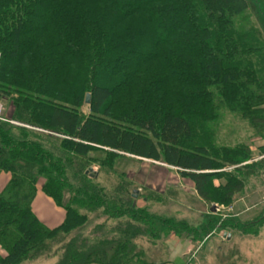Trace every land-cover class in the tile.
<instances>
[{
  "label": "trees",
  "instance_id": "16d2710c",
  "mask_svg": "<svg viewBox=\"0 0 264 264\" xmlns=\"http://www.w3.org/2000/svg\"><path fill=\"white\" fill-rule=\"evenodd\" d=\"M249 7L247 0H0V105L14 109L10 120L47 132L0 122V173L9 176L0 190V264H17L33 245L82 224L78 209L100 210L108 220L154 218L127 192L125 200L98 195L96 174L64 166L93 151L107 161L127 155L161 163L188 180L203 202L233 211V198L245 188L236 177L264 176V147L251 164L243 149L224 147L212 110L236 108L255 133L264 131V40L253 24L236 21ZM164 87L176 108L165 101ZM56 138L67 153L51 148ZM185 139L188 149L179 147ZM226 167L233 169L225 173ZM75 175L80 181L72 185ZM220 178L224 183L215 187ZM38 191L64 210L58 227L45 228L32 213ZM232 211L218 229L264 223L261 216L242 222L245 210ZM219 221L189 233L184 225L160 223L149 233L194 243ZM103 227L70 240L58 264H157L131 241L142 229Z\"/></svg>",
  "mask_w": 264,
  "mask_h": 264
},
{
  "label": "rangeland",
  "instance_id": "374dc122",
  "mask_svg": "<svg viewBox=\"0 0 264 264\" xmlns=\"http://www.w3.org/2000/svg\"><path fill=\"white\" fill-rule=\"evenodd\" d=\"M247 1L250 6L248 12L243 18H239L236 21L243 19L245 22L248 21L253 24L261 31V36L264 40V0ZM42 38L45 41L48 40L46 35ZM162 77L163 75L161 79ZM167 85L168 83L165 81L164 86ZM163 92L165 93V101L171 103L173 108H176L175 100L166 92L165 87ZM214 93H217V91H214ZM214 101L217 102L216 100ZM9 106L0 105V122L2 124L24 128L36 134H47L43 129L10 120L11 116L14 117V109ZM82 112L86 114L87 107H83ZM212 114L214 117L217 114L216 124L213 129L219 143L223 144L224 147L230 149L239 148L249 153L250 157H252V160L248 162L249 164L261 159L258 150L264 147V131L255 133L250 128V123L240 116L236 108L230 110L226 106H222L217 110L216 108L213 109ZM261 117L264 118V113ZM13 133L16 134L15 132ZM58 140V138L50 139L51 148L60 153H67L65 148H61V142ZM189 142L190 140L185 139L179 147L188 149L187 145ZM107 156L104 153L93 151L89 158L85 160L74 159L69 164L64 162V166L71 171L74 166H78L80 173L83 172L84 174L88 173L89 168L92 169L90 176L96 174L93 186L96 188L98 195L107 201H115L114 199L119 196H122L125 200L128 199V195L133 196L134 192H136L134 200L138 202L137 206L143 207L146 211L145 214L153 216L155 220L154 218L150 220L144 219L138 223L126 217L120 220H108L102 217V211L100 210L88 212L84 209H78L77 215L85 217L82 224L77 222V227L74 226L64 233H58L50 239L44 240L41 242L42 246L40 244L33 245L25 258L17 264H58L63 255V249L74 237H91V231L96 226L104 229L105 227L103 226L114 228L118 224H132V226L143 230L140 233L141 235L131 238V241L138 249L144 252L148 261H163L162 264H178L177 261L180 258H177V256L182 254V243L185 240L180 238L182 240V243H179L181 246H178L176 244L177 239L173 238L170 241L166 239V242H160L152 237L149 231L158 227L160 223L167 225L168 222H171V224L186 226L187 229L184 228V231L186 230L187 233H189L188 229L200 232L206 228L208 222L213 218L220 220L216 225V229L211 231L209 236L204 238L202 236L194 243H191L190 251L192 254L184 257L187 262L190 264H264V223L257 224L252 228L242 226L228 230L226 233H231L232 237L225 238V235L223 236L225 233H222V230L217 227L226 220L225 215L232 210L214 203L203 202L193 189V185L188 180L181 178L175 169L166 167L161 163L138 161L127 155L115 156L112 157L111 161H107L105 160ZM90 160H95L98 165L101 164V169H99L97 164L89 163L88 161ZM102 160L103 163L101 162ZM104 161L106 162L104 163ZM232 169V167H226L224 172L230 173ZM98 173L99 177H97ZM262 174L257 178L252 177L248 180H245L242 176H238L235 179L236 182L243 181L245 184L244 194L234 197L235 202L232 205L233 211L240 208L245 210L243 214L246 215L241 216L242 222L252 220L258 216L264 219V176ZM74 177V179L70 177V181L68 180L72 185L78 184L80 181L77 175ZM212 183L217 187L222 185L224 180L223 178L214 179ZM4 185V179L0 175V189ZM121 185H124L125 190L120 188ZM68 198L64 197L63 203H67ZM144 198L148 200L144 201ZM256 204L258 205L254 208L251 207ZM44 208L46 209V206ZM212 208H214V212H211ZM138 217L142 218V216ZM170 258L172 260H167Z\"/></svg>",
  "mask_w": 264,
  "mask_h": 264
},
{
  "label": "crops",
  "instance_id": "0c3cea01",
  "mask_svg": "<svg viewBox=\"0 0 264 264\" xmlns=\"http://www.w3.org/2000/svg\"><path fill=\"white\" fill-rule=\"evenodd\" d=\"M0 175H2V179H4V184L6 185L8 180H9V176L7 174H0ZM5 185H4V187H5ZM2 189H0V190H2ZM193 189H194V186H193ZM37 203H38V205H37ZM137 204H138V202H137ZM43 205L46 206V209L44 208ZM31 209H32V213L38 219V221L42 224V226H44L45 228H48V229H53V228L58 227L59 225L62 224V222L64 221V218H65L64 210L62 208L56 206L53 203V201L51 199H49L48 197H46L41 191H38V193L34 197V200L32 201V204H31ZM222 232L225 233L224 235L226 236V232H224V231H222ZM226 237L227 238L232 237V234L227 233ZM172 238L177 239L176 244L178 246H181L179 243L180 242L182 243V240L178 236L171 234V233L167 237H161L159 241L160 242H164V241L166 242L167 240L170 241ZM191 246H192V244L189 240L183 242L182 243V254L180 256H177V258L181 259V258L186 257V255L191 256V254H192V252L190 251ZM0 256L1 257L5 256V251L2 250L1 248H0ZM167 260H172V258L167 259ZM167 260H164V261H167ZM155 263L162 264L163 261L162 262L158 261Z\"/></svg>",
  "mask_w": 264,
  "mask_h": 264
},
{
  "label": "water",
  "instance_id": "95a60500",
  "mask_svg": "<svg viewBox=\"0 0 264 264\" xmlns=\"http://www.w3.org/2000/svg\"><path fill=\"white\" fill-rule=\"evenodd\" d=\"M84 103H85V105H89V103H90V95L89 94H87L86 96H85V101H84ZM92 171V169H88V172H91ZM133 198H136V192H134V195H133ZM214 207V206H213ZM211 212H214V208H212L211 209Z\"/></svg>",
  "mask_w": 264,
  "mask_h": 264
}]
</instances>
